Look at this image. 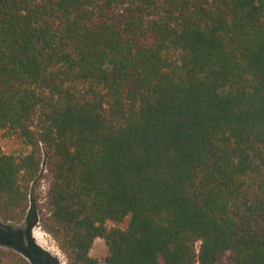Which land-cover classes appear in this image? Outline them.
<instances>
[{"label": "trees", "instance_id": "16d2710c", "mask_svg": "<svg viewBox=\"0 0 264 264\" xmlns=\"http://www.w3.org/2000/svg\"><path fill=\"white\" fill-rule=\"evenodd\" d=\"M0 132L67 264H264V0H0Z\"/></svg>", "mask_w": 264, "mask_h": 264}, {"label": "rangeland", "instance_id": "374dc122", "mask_svg": "<svg viewBox=\"0 0 264 264\" xmlns=\"http://www.w3.org/2000/svg\"><path fill=\"white\" fill-rule=\"evenodd\" d=\"M24 149L25 147L18 139L5 132H0V155L13 154ZM45 175V171L42 170L33 185L30 208L25 219L16 224L0 221V248L13 250L33 264H67L66 256L40 224L41 219L47 213L45 199L48 180ZM127 224L128 219L118 225L111 222L107 225L124 229ZM90 255L97 258L101 264H105L107 247L103 240L94 241Z\"/></svg>", "mask_w": 264, "mask_h": 264}, {"label": "bare ground", "instance_id": "6f19581e", "mask_svg": "<svg viewBox=\"0 0 264 264\" xmlns=\"http://www.w3.org/2000/svg\"><path fill=\"white\" fill-rule=\"evenodd\" d=\"M37 239V238H36Z\"/></svg>", "mask_w": 264, "mask_h": 264}]
</instances>
